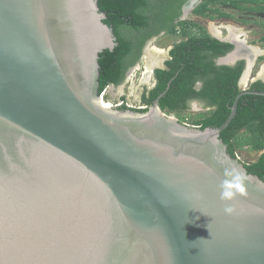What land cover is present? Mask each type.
I'll return each mask as SVG.
<instances>
[{"label":"water","instance_id":"95a60500","mask_svg":"<svg viewBox=\"0 0 264 264\" xmlns=\"http://www.w3.org/2000/svg\"><path fill=\"white\" fill-rule=\"evenodd\" d=\"M105 17L97 0H0V264H264V179L220 138L264 92L216 127L168 115L164 92L104 106Z\"/></svg>","mask_w":264,"mask_h":264},{"label":"trees","instance_id":"16d2710c","mask_svg":"<svg viewBox=\"0 0 264 264\" xmlns=\"http://www.w3.org/2000/svg\"><path fill=\"white\" fill-rule=\"evenodd\" d=\"M185 1L97 0L100 11L106 16L103 22L113 28L116 37L112 50L104 49L99 53V93L109 85L120 84L127 68L139 58L142 42L165 29L167 33L178 34L186 40L174 43L169 51L170 59L165 62L166 68L154 70L156 84L147 94L142 93L141 102L150 105L164 92L158 100L160 109L179 114L188 108L189 100L197 99L210 109L193 124L201 128L216 127L227 118L230 106L239 93L237 82L243 65H215L214 58L224 55L232 45L212 38L204 26L192 20L173 21L181 14ZM226 7L264 10V0H201L192 13L210 20L231 18L233 15L224 10ZM194 28L199 30V35L195 34ZM133 42L134 52L131 51ZM197 80L202 83L198 89L195 87ZM251 89L264 91V83L257 80L252 83ZM119 108L129 107L121 105ZM242 128H245L244 131H241ZM220 138L232 157H235L237 149L254 152L264 149V95L242 94L235 114L221 131ZM244 166L248 173L264 179V152L254 161L244 163Z\"/></svg>","mask_w":264,"mask_h":264},{"label":"flooded vegetation","instance_id":"af4514ba","mask_svg":"<svg viewBox=\"0 0 264 264\" xmlns=\"http://www.w3.org/2000/svg\"><path fill=\"white\" fill-rule=\"evenodd\" d=\"M187 1H189V0H186L182 4V6H181V14L177 18H175L173 20L175 23L176 22H179V21H182V20H188V19H186L187 16L181 19L182 7L184 6V4L187 3ZM200 2H201V0L196 4V6ZM193 9L187 15L191 14L192 16H196V18L199 21H200V19L205 18V17L199 16V15H194L192 13ZM231 9H236V8H231ZM236 10L238 12L235 13V15L232 14L233 16L231 18L230 17H225V18H222L221 19V22L223 21V26H224L223 28L222 27H219L218 28V27L214 26L213 24L210 25V28L211 29L209 27H208V29L205 28V27L204 28H205V30L207 31V33L212 38L218 40L219 42H225V43H229V44L232 45L231 49H229L224 55L215 57L214 58V63L217 66H222V65H225V66H237L239 64H242L243 65V69H242L241 75H240V77L238 79V82H237V85H238V88H239V92H240L243 89L253 90V89H251V85H252L253 82H255L257 80H259V81H261V82L264 83V61H263L264 60V49L260 48L263 45V42H264V33H262L261 35H259V37H257L256 39L255 38H252V36H253L252 35V33H253L252 28L255 27L254 30H257V32H258V30L260 31L261 29H264V10H256V11L255 10H241V9H236ZM246 12L250 13V15L248 17H246V18L245 17H242L241 18L240 16H238L239 13H246ZM228 13H230V12H228ZM256 15H260V16L257 17ZM192 19H189V20H192ZM205 19H208V18H205ZM192 21L195 22L194 20H192ZM195 23H199V22L196 21ZM246 24H247V26H246ZM200 25H202V24H200ZM227 25L235 26L239 30V32H240V33H238L239 35L237 37H234L233 34H231L229 32L228 28L226 27ZM177 28H178V26H177ZM214 28L219 29L220 32H218V33L213 32L212 29H214ZM194 30L196 31V33H195L196 35H199L200 34V32H199V30L197 28H194ZM246 34H247V36H246ZM160 35H172V36L178 37V39H176V40L173 41L174 43H178V42H180L182 40H186V38L185 39L184 38H181L178 34H169V33H167L165 31V29L161 30L158 34L152 35L151 37L147 38L144 42H142V46L139 47L140 48V56H139V58L137 59V61L133 65L129 66L127 68V70L125 71L123 81L127 77H129V76L132 75V72H131L132 68H134V66L137 64V62L140 59V57L144 53H147L149 51L148 44L150 43V41H153L154 39H156ZM197 42H201V41L198 40ZM208 42H211V41H208ZM174 43L171 44L168 47L165 56L162 55L163 57H159V59L154 60L153 62H150L152 65H150V68H149V71H148V76H149V79L151 80V84L150 85L144 84L141 87V95H140V103L141 104L140 105H142L144 107H138V108H146L147 109L156 100V98H155L154 100H152V102H151L150 105H145L144 103L141 102L142 93L145 92L147 94L148 93V90L155 86V84H156V78L154 76V70L157 69V68H166L165 62L168 59H170L169 51L173 47ZM251 46H253V47H251ZM240 47H245V48H247L249 50L257 49L259 52H258V54L256 56H251L253 58L252 59V58H250V55L247 57V56H245L242 53L240 54L238 52L239 51L238 49ZM248 47H250V48H248ZM134 48H135V43L133 42L131 51L134 52L135 51ZM231 53H232V55H231ZM248 60L250 61V63L252 62V65H251V68L250 69H252V67L256 64V62H260L261 61V63H260L261 64L260 65V71L255 75V77H252L251 80L250 79H247L249 77V75H248L249 72H246V74L244 75V80H243V82L245 80H246V82H245V84H243V82H240V80H241V76H242V74H243V72H244V70H245V68L247 66ZM120 84H118V85H120ZM118 85H116L114 87H117ZM201 85H202V83H201L200 80H197L195 82V87L197 89ZM109 86H113V85H109ZM253 91H256V90H253ZM260 92H264V91H260ZM124 100H125V97L122 96L121 97V101H122V104L121 105H126L127 106V104L124 102ZM193 103L202 104L205 107H207V110L210 109V107L206 106L203 102H201V101H199L197 99L196 100L195 99L189 100L188 101V108ZM127 107H129V106H127ZM118 108H119V106H118ZM163 111H165L167 114L169 113L166 110H163ZM173 114H174V116H176V118L178 120H180L177 117V114L176 113H173ZM188 124L194 125L193 123H190V122ZM196 126H198V125H196ZM244 129L245 128H242L241 131H244ZM244 151L249 152V150H247V149H244ZM255 152L257 153L256 154V158H257L261 153L264 152V149H261L260 151H255ZM255 159H252L250 161H244V163L248 164L249 162L254 161Z\"/></svg>","mask_w":264,"mask_h":264},{"label":"rangeland","instance_id":"374dc122","mask_svg":"<svg viewBox=\"0 0 264 264\" xmlns=\"http://www.w3.org/2000/svg\"><path fill=\"white\" fill-rule=\"evenodd\" d=\"M224 10H227L230 12V14L235 15L238 11L236 9H231V8H224ZM250 13H239L238 16L242 17H248ZM257 17L260 15H256ZM193 18V19H192ZM186 19H192L195 22H199L202 24L205 28L208 29L210 28V25H214L216 27H221L223 25V21L221 22V19H215V20H210V19H205L202 18L200 21L196 18V16H192L191 14L187 15ZM247 26V24H246ZM255 28V27H254ZM252 28V38H257L259 35L264 33V29H261L260 31L254 30ZM211 29V28H210ZM247 36V34H246ZM178 39V37L172 36V35H160L153 41H150L148 44V49L149 53H144L140 59L138 60L137 64L132 68L131 72L132 75L127 77L120 85L117 87L114 86H107L106 91L103 95V101L104 102H109L110 104H114L112 106L116 107L115 104H118L121 101V97L124 96L125 100L124 102L129 106V108H138L140 105V95H141V87L146 84L150 85L151 80L149 79L148 74L146 73L147 70L150 68H147L148 65H150L151 60H157L159 57H163L162 55L165 56L166 51L168 47L173 44L174 40ZM255 43V42H254ZM264 49V42L263 45L260 47ZM159 51V52H158ZM152 52L154 54H152ZM151 53V54H150ZM150 57V58H149ZM154 57V58H153ZM156 57V58H155ZM149 61V62H148ZM264 61V60H263ZM262 61V62H263ZM260 62H256V64L250 69L249 71V77L247 79H252V77H255V75L260 71ZM246 80L243 82L245 84ZM100 96V95H99ZM207 110V107H205L202 104L198 103H193L191 106L177 114V117L182 120L183 123H193L197 118H199L205 111ZM182 118V119H181ZM190 125V124H189ZM237 153L240 157L241 161H250L252 159L256 158V152L254 151H244L237 149Z\"/></svg>","mask_w":264,"mask_h":264},{"label":"bare ground","instance_id":"6f19581e","mask_svg":"<svg viewBox=\"0 0 264 264\" xmlns=\"http://www.w3.org/2000/svg\"><path fill=\"white\" fill-rule=\"evenodd\" d=\"M190 6H191V3H189V4H187L186 5V7H185V12H187L188 10H189V8H190ZM188 14V13H187ZM230 24V23H229ZM221 27L223 28L224 26L223 25H221ZM227 28H228V30H229V32L231 33V34H233V36L234 37H237L239 34L238 33H240L239 32V30L235 27V26H231V25H227L226 26ZM212 31L213 32H215V33H218V32H220L219 31V29H217V28H214V29H212ZM243 33V32H242ZM251 47H253V46H251ZM248 48H250V47H248ZM239 51V53L241 54H244L245 56H249L250 55V58H252L251 56H256L257 54H258V50L257 49H254V50H249V49H247V48H245V47H240L239 49H238ZM159 52V51H158ZM149 53V52H148ZM151 54V53H150ZM152 54H154L153 52H152ZM150 58V57H149ZM154 58V57H153ZM156 58V57H155ZM253 59V58H252ZM154 61V60H153ZM152 60H151V62H153ZM149 62V61H148ZM150 65H152L151 63H150ZM150 65H148L147 66V68H149V66ZM148 71H149V69L147 70V74H148ZM103 104H104V106H110V104H108V103H106V102H104V101H101Z\"/></svg>","mask_w":264,"mask_h":264},{"label":"built area","instance_id":"2783aa9c","mask_svg":"<svg viewBox=\"0 0 264 264\" xmlns=\"http://www.w3.org/2000/svg\"><path fill=\"white\" fill-rule=\"evenodd\" d=\"M105 91H106V89H104L102 92L99 93L100 98H101L102 101H103V95H104ZM106 103L110 104L109 102H106ZM121 104H122V101H120L118 104H115V106L118 107V106H120ZM112 105H114V104H110V106H112ZM139 107H144V106H139ZM170 116L176 117V116H174L173 113L170 114ZM181 119H182V118H181ZM235 156H237V157L240 159L238 153H236Z\"/></svg>","mask_w":264,"mask_h":264},{"label":"clouds","instance_id":"9594fccd","mask_svg":"<svg viewBox=\"0 0 264 264\" xmlns=\"http://www.w3.org/2000/svg\"><path fill=\"white\" fill-rule=\"evenodd\" d=\"M170 114H172V113H168V115H170Z\"/></svg>","mask_w":264,"mask_h":264}]
</instances>
